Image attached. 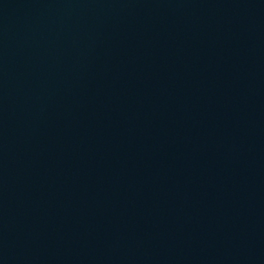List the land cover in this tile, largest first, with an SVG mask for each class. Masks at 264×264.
<instances>
[{"label": "water", "instance_id": "obj_1", "mask_svg": "<svg viewBox=\"0 0 264 264\" xmlns=\"http://www.w3.org/2000/svg\"><path fill=\"white\" fill-rule=\"evenodd\" d=\"M0 264H264V0H0Z\"/></svg>", "mask_w": 264, "mask_h": 264}]
</instances>
